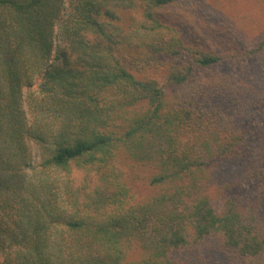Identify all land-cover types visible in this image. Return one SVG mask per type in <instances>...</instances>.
Here are the masks:
<instances>
[{"label":"trees","instance_id":"16d2710c","mask_svg":"<svg viewBox=\"0 0 264 264\" xmlns=\"http://www.w3.org/2000/svg\"><path fill=\"white\" fill-rule=\"evenodd\" d=\"M187 1L0 0V264H264V199L208 188L232 165L264 197V98L205 81Z\"/></svg>","mask_w":264,"mask_h":264},{"label":"rangeland","instance_id":"374dc122","mask_svg":"<svg viewBox=\"0 0 264 264\" xmlns=\"http://www.w3.org/2000/svg\"><path fill=\"white\" fill-rule=\"evenodd\" d=\"M166 19L167 23L177 30L186 46L214 51L224 57L219 68L215 72L205 74L206 78L202 76V80L226 76L230 78L233 86L239 83L238 90L254 100L264 98V53H252L261 40L264 29V0H191L169 8ZM239 98L242 101V97ZM263 107L264 105L253 106L245 113L252 124L260 120L257 110ZM214 173L208 183L213 204H220L218 187L230 179L240 181L238 185L242 186L243 192L251 202L257 203L260 198L264 199L255 181L246 178L238 166H227ZM134 184L136 193H143L147 189L144 181ZM212 249H205L202 258L192 256V262L232 264L227 254ZM208 255H211L209 262L206 261Z\"/></svg>","mask_w":264,"mask_h":264}]
</instances>
